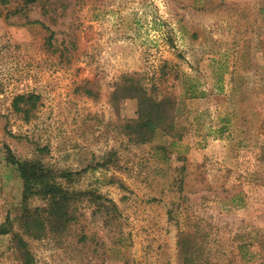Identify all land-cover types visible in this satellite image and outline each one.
Segmentation results:
<instances>
[{
	"label": "rangeland",
	"instance_id": "374dc122",
	"mask_svg": "<svg viewBox=\"0 0 264 264\" xmlns=\"http://www.w3.org/2000/svg\"><path fill=\"white\" fill-rule=\"evenodd\" d=\"M24 1L0 0V264H22L8 149L119 211L107 224L86 205L62 236H25L33 264H178V232L195 228L213 262L264 263V0H37L13 13ZM127 77L153 99L173 93L169 133L125 132L138 115ZM23 92L39 94L29 120L11 108Z\"/></svg>",
	"mask_w": 264,
	"mask_h": 264
},
{
	"label": "trees",
	"instance_id": "16d2710c",
	"mask_svg": "<svg viewBox=\"0 0 264 264\" xmlns=\"http://www.w3.org/2000/svg\"><path fill=\"white\" fill-rule=\"evenodd\" d=\"M6 0H3L5 2ZM37 0H25L24 8L15 9L13 13L25 11L27 4ZM37 22V20L29 21ZM131 80L129 83H127ZM123 90L126 97L134 98L138 104L137 118H129L124 124L125 132L136 143L151 140L157 129L169 133L173 127L175 96L166 93L160 99H153L145 87L125 78ZM39 94L23 92L14 95L11 101L13 112L29 120L37 108ZM7 161L16 166L23 182L22 208L18 216L20 231L13 234L14 242L21 257L22 264H33V255L25 240V236L42 238L49 235L60 237L68 226L76 220L79 208L86 205L93 206L96 211L106 215V221L112 223L119 215L118 207L111 199L94 191L71 189L67 184L71 181L72 172L57 169L43 164L40 159H19L11 151H7ZM105 159L101 165H107ZM42 200L41 205H31L32 199ZM11 226L0 227V234L7 233ZM205 234L195 228L180 230L177 235L178 264H218L205 255ZM264 264V263H261Z\"/></svg>",
	"mask_w": 264,
	"mask_h": 264
}]
</instances>
